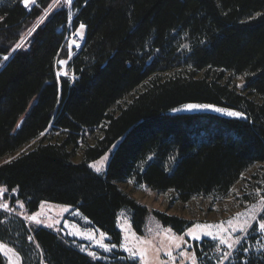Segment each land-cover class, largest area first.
<instances>
[{"label": "trees", "instance_id": "obj_1", "mask_svg": "<svg viewBox=\"0 0 264 264\" xmlns=\"http://www.w3.org/2000/svg\"><path fill=\"white\" fill-rule=\"evenodd\" d=\"M51 2L0 0V188L12 204L29 215L43 202L73 207L118 246V213L138 234L148 213L124 184L170 192L169 203L264 198V0H72L17 48ZM186 104L244 117L175 113ZM114 145L95 173L90 164ZM152 213L179 234L195 223ZM257 223L223 264H264ZM75 242L0 210V244L22 264H139L121 252L92 258ZM189 249L196 264H219L215 241Z\"/></svg>", "mask_w": 264, "mask_h": 264}, {"label": "rangeland", "instance_id": "obj_2", "mask_svg": "<svg viewBox=\"0 0 264 264\" xmlns=\"http://www.w3.org/2000/svg\"><path fill=\"white\" fill-rule=\"evenodd\" d=\"M31 5L32 3H29L28 7ZM63 5L69 7L70 4L63 3V0L57 4L55 0H52L48 8L42 11L41 17L34 21L22 35L19 43L21 45L20 47L26 44V40L32 36L37 26L43 23L55 9ZM84 32L85 27L83 29L79 27L74 33L68 34L69 39L66 46L68 58L73 54V48L76 47L73 41L75 42L76 40L82 39ZM60 61L67 62L66 60ZM60 61L58 62V66L60 65L61 69H58L57 73L64 74L66 73L65 63H60ZM237 84L242 86L243 81L239 80ZM33 102L34 100H32L30 104L32 105ZM177 109H179V111H175V113L211 112L226 117H244L243 115L228 116L225 113L214 111L212 108L188 110L181 106ZM115 148L116 145L99 159L106 158L101 172L97 173L94 168L91 167L95 173L99 175L105 174L110 156ZM122 187L129 191L139 203L144 205L148 209V213L145 216L141 234L136 233L133 229L131 217L127 210L123 209L118 213L116 226L121 232V242L115 247L109 244L108 237L105 233L95 228H89V221L70 206L50 202L41 203L39 210L34 213L39 214L37 216L39 223H37L36 220L30 219L34 214H27L21 202L12 204L10 195L13 193H9V195L5 191L0 195V204H7V208L0 207V210L9 214H17L24 218L29 225L45 227L75 239L78 248L92 258H107L108 255L114 252H121L130 259L138 260L139 264H193V259L196 264L193 252L189 249L190 244L194 241L207 238L216 242V249L214 252L220 257L219 264H223L233 254L238 244L247 236L246 231L249 227L257 223L259 213L264 206V198H261L254 204L244 207H241L240 204L238 205L233 199L215 201L212 198L204 197H197L186 204L169 203L171 197L170 192L157 193L147 189L146 186L134 188L131 187L130 184H124ZM153 211L174 215L185 220H192L195 223L185 232L181 234L175 233L172 229L163 226L153 215ZM238 213L239 215H237ZM228 221H232V224L229 225ZM245 221H247V225H245ZM259 223L260 221L257 223L258 232L261 236V242L264 245V230L259 229ZM196 224H222L223 227L222 229L215 227L197 229L194 227ZM233 227L237 229L235 232L232 231ZM242 227L244 230H241ZM169 229L170 231H168ZM189 229H193L200 238L194 239L192 236L188 235ZM206 232L224 237L228 240V243L232 244V247H229L228 244H221L219 239H213L211 236L205 235ZM236 240H239V242L234 243ZM100 244L107 246L108 250H105ZM257 249H260V247ZM91 253H95L96 255L93 256ZM168 253L171 254L169 255ZM20 264H22L21 259Z\"/></svg>", "mask_w": 264, "mask_h": 264}, {"label": "snow or ice", "instance_id": "obj_3", "mask_svg": "<svg viewBox=\"0 0 264 264\" xmlns=\"http://www.w3.org/2000/svg\"><path fill=\"white\" fill-rule=\"evenodd\" d=\"M22 2L24 3L25 7H28L29 3L34 4L36 2V0H22ZM60 2H61V0H55V3H57V4H59ZM63 3L71 4L72 0H63ZM84 27H85V25H83V24L80 25L81 29H83ZM73 43H75V42L73 41ZM20 46H21L20 44L16 45L17 48H19ZM4 59L7 60L8 56H5ZM60 63H65V61H60ZM183 107L185 109H188V110L212 108L214 111L225 113L228 116H241L242 115L239 112H234V111H230L228 109L214 107L213 105H210V104H186ZM174 111H179V109H174ZM105 159L106 158H102L101 160L94 162L92 165H90V167L94 168V170L97 173L101 172L102 166H103V164L105 162ZM5 191H7V190L3 189V188H0V195H2ZM0 207L7 208V204H0ZM38 215H39L38 213L34 214L32 217H30V219L36 220V222L39 223V220L37 219ZM237 215H239V213ZM228 224L231 225L232 221H228ZM245 225H247V221H245ZM49 226H51V225H49ZM194 227L197 228V229H199V228L208 229V228H213V227L218 228V229H222L223 225L222 224L221 225H207V224L200 225V224H196ZM259 229L260 230H264V218H262L261 222L259 223ZM236 230L237 229L235 227L232 228L233 232H235ZM241 230H244V228L242 227ZM168 231H170V229ZM188 235L192 236L194 239H199L200 238L193 229H189ZM205 235L211 236L213 239H219V242L221 244H228L229 247H232V244L228 243V240L225 239L222 236L213 235V233H211V232H206ZM238 242H239V240L234 241V243H238ZM100 246L104 247L105 250H108L107 246H105L103 244H100ZM3 247L6 249V252H11L12 251V249H8L6 245L3 246ZM113 247H115V245H113ZM168 254L170 255L171 253H168ZM91 255L95 256L96 254L95 253H91ZM193 264H195V260L194 259H193Z\"/></svg>", "mask_w": 264, "mask_h": 264}, {"label": "bare ground", "instance_id": "obj_4", "mask_svg": "<svg viewBox=\"0 0 264 264\" xmlns=\"http://www.w3.org/2000/svg\"><path fill=\"white\" fill-rule=\"evenodd\" d=\"M5 245L0 244V252L6 257L7 264H20V259L18 254L15 251L6 252V249L3 247ZM8 249H11L7 247Z\"/></svg>", "mask_w": 264, "mask_h": 264}, {"label": "built area", "instance_id": "obj_5", "mask_svg": "<svg viewBox=\"0 0 264 264\" xmlns=\"http://www.w3.org/2000/svg\"><path fill=\"white\" fill-rule=\"evenodd\" d=\"M80 43H81V41H80V40H76V41H75V43H74V46H76V47H77L78 45H80ZM24 220H25V219H24Z\"/></svg>", "mask_w": 264, "mask_h": 264}, {"label": "water", "instance_id": "obj_6", "mask_svg": "<svg viewBox=\"0 0 264 264\" xmlns=\"http://www.w3.org/2000/svg\"><path fill=\"white\" fill-rule=\"evenodd\" d=\"M0 254L5 258V260H6V257L0 252ZM7 261V260H6Z\"/></svg>", "mask_w": 264, "mask_h": 264}, {"label": "clouds", "instance_id": "obj_7", "mask_svg": "<svg viewBox=\"0 0 264 264\" xmlns=\"http://www.w3.org/2000/svg\"><path fill=\"white\" fill-rule=\"evenodd\" d=\"M82 41H83V38L81 39V43H82ZM81 43H80V45H81ZM80 45H79V46H80Z\"/></svg>", "mask_w": 264, "mask_h": 264}]
</instances>
